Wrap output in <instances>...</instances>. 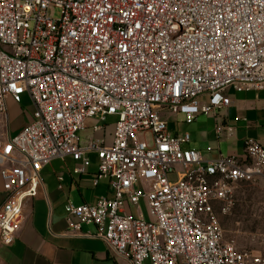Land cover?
Masks as SVG:
<instances>
[{
    "label": "built area",
    "instance_id": "obj_1",
    "mask_svg": "<svg viewBox=\"0 0 264 264\" xmlns=\"http://www.w3.org/2000/svg\"><path fill=\"white\" fill-rule=\"evenodd\" d=\"M230 89L264 91V0H0V251L44 168L71 158L85 172L94 154V186L108 180L113 197L69 202L70 236L99 238L131 264H264V241L241 249L219 219L242 186L264 181V145L248 139L244 158L207 162L169 128L228 108ZM24 96L33 118L11 137L8 102ZM110 118L111 144L82 139ZM142 202L147 217L132 215Z\"/></svg>",
    "mask_w": 264,
    "mask_h": 264
},
{
    "label": "crops",
    "instance_id": "obj_2",
    "mask_svg": "<svg viewBox=\"0 0 264 264\" xmlns=\"http://www.w3.org/2000/svg\"><path fill=\"white\" fill-rule=\"evenodd\" d=\"M228 94L231 103L228 108L219 111L222 115L198 116L194 122L196 127L189 134L191 142L188 147L201 152L207 162L228 156L244 158V142L248 139L264 145V91L237 92L230 89ZM23 104L24 97L21 104L8 102L13 112L10 119L11 137L19 134L32 121L33 106L25 109ZM13 123L16 127L12 131ZM115 123L116 119L110 118L104 130L95 133L92 129L95 122H89L88 129L83 132L89 133L85 139L105 140L111 144ZM194 123L184 122L187 126ZM220 125L226 131L217 138L216 128ZM169 128L171 131L170 123ZM184 133L186 131L174 130L173 134ZM90 160L91 165L85 172L78 171L82 168V162L71 158L53 161L44 168L41 193L37 198L24 202L25 219L22 228L14 244L1 249L0 264H131L112 256L99 238L73 237L68 234L65 206L69 202L75 205H94L100 197H113L108 180H101L94 186L99 161L94 154L90 155ZM5 199L0 180V207ZM96 231L94 226H83V233L94 235Z\"/></svg>",
    "mask_w": 264,
    "mask_h": 264
},
{
    "label": "rangeland",
    "instance_id": "obj_3",
    "mask_svg": "<svg viewBox=\"0 0 264 264\" xmlns=\"http://www.w3.org/2000/svg\"><path fill=\"white\" fill-rule=\"evenodd\" d=\"M52 15L57 18L59 12H53ZM33 106L29 97L24 96L23 107ZM12 111L9 109V119H11ZM219 114V112L217 113ZM222 115L221 113L219 116ZM109 121V120H108ZM183 117L176 116L170 120L171 131L176 132L186 131L190 134L194 131L196 124L187 126L184 124ZM12 131L15 129V124L11 125ZM89 133H83L84 140ZM18 135V134H17ZM16 136V135H15ZM2 131H0V140L5 139ZM14 137V136H13ZM129 212L134 216L143 214L147 217V208L142 202L139 209L129 208ZM222 228L228 240L236 242L239 248L260 251L264 241V181H259L255 184L242 186L236 194V205L232 211L227 215H219Z\"/></svg>",
    "mask_w": 264,
    "mask_h": 264
}]
</instances>
